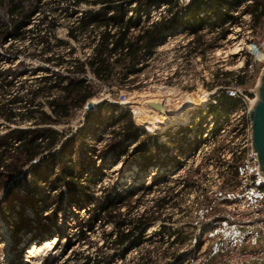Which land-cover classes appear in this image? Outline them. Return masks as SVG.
I'll use <instances>...</instances> for the list:
<instances>
[{
	"label": "rangeland",
	"instance_id": "obj_1",
	"mask_svg": "<svg viewBox=\"0 0 264 264\" xmlns=\"http://www.w3.org/2000/svg\"><path fill=\"white\" fill-rule=\"evenodd\" d=\"M252 2L242 0L231 10L233 16L240 17L234 26L230 27L227 21L214 24V33L208 34L204 39H214V45L203 55L189 53L188 43L192 37L184 30L176 31L143 57L145 68L136 82L126 87L97 84L96 96L88 101L94 106V110L89 112L97 113L102 105V110L96 118L88 121L87 112L83 107L67 122L54 126L62 136L55 150L64 149L69 153L68 158L82 161L84 171L73 181L80 177V184H86L89 192L94 195L100 194L101 187L113 184L119 191H124L130 187H139L143 183H152L153 187L149 194L142 198L137 213L146 209L156 216L155 201L165 195V188H174L173 192L178 193L172 203L164 206L159 220L152 221L147 227L145 242L139 248L130 250L125 258H121L117 250L103 244L104 233L110 230V226L100 227L98 224L86 233L85 241H79L78 233L86 229L82 220L87 217V209H79L76 206L75 197L71 196L68 190L71 183L69 178L57 183L58 171L63 164L48 172L40 170L39 179H36L30 167L26 166L14 178L0 179V264H25L27 250L51 238H56L57 245L51 252H44L37 257L33 264H40L46 257L51 258V264H64L65 261L72 264L73 256L79 254L90 256L93 259L90 264H224L222 255L244 230L228 225L222 234V228L212 219L221 205L229 199L231 189H227L226 183L212 189L217 179L214 174L210 175L207 166L209 164H204V159L207 161L211 157L193 155L196 151L194 149L202 144L193 134L198 130L202 131L205 125V120L202 119L207 117L209 112L216 116L226 115L224 109L227 107L219 109L212 106L203 110L204 102L195 106L192 104L206 101L205 90L224 84L238 86L248 95L249 102L257 96L256 90L264 68V19L254 29L251 16L248 13L242 14L245 7ZM85 8L87 7H72L71 0H42L41 9L32 18L28 28L46 29L48 32L43 19L55 18L57 26L54 34L62 40H68L66 32L70 22L79 17ZM161 10H153L151 15L157 16ZM223 27L228 28L226 36L214 38L215 32ZM30 42L29 37L22 41L7 38V41L0 45V70L15 69L18 73L12 87L1 93L0 102H5L16 94L24 96L27 100L29 92L36 86L34 79L45 74L46 65L41 59L28 55L36 49ZM67 42L73 50L72 58L83 60L84 56L89 55L90 50L82 40ZM33 44H36L35 40ZM17 50L21 53H15ZM64 52L66 53L65 50ZM249 58V68L242 73ZM58 71L63 73L64 69L59 68ZM240 76L245 80L244 85L238 83ZM121 94L125 96V100L120 102ZM149 99L165 104L170 115L168 122L156 120L157 112L146 104ZM43 100L38 99L39 102ZM116 107L129 113L131 120L140 130L158 137L154 148L151 143L146 145V156L151 157L150 154L155 152L156 147H161L159 153L164 158L162 163L150 166L146 171H139L133 161L125 163V155L119 152L111 135L116 126L112 127L111 123H107V118L113 113L116 114ZM235 108L228 118L233 116ZM197 116L201 118L203 125L198 130L194 127L193 120ZM186 123L188 124L185 127L176 125ZM28 125L27 122L7 124L0 118V138L5 137L7 141H13L8 136L10 131H26L30 128ZM82 129H87L88 132L83 139H78L77 133ZM110 145L115 146L114 150L108 147ZM124 146L129 153L135 147L133 142L128 141ZM103 151L105 153L102 159L95 157ZM200 157L202 169L205 171L198 176V172H195L197 167L194 165ZM155 172L164 174L162 184L154 180ZM87 174L93 176L91 182L85 181ZM223 178L224 182L227 181L225 176ZM189 179L195 184L191 189H185L181 183ZM175 180H178L179 184L175 185ZM205 196L209 199V204H206ZM160 226L166 229L162 234L159 233ZM172 231H180L183 239L174 246L170 244L174 237L169 235ZM253 237L251 243L241 247L256 248L261 242L264 245V237L256 233H253ZM174 253L176 257L172 259L171 255Z\"/></svg>",
	"mask_w": 264,
	"mask_h": 264
},
{
	"label": "trees",
	"instance_id": "obj_2",
	"mask_svg": "<svg viewBox=\"0 0 264 264\" xmlns=\"http://www.w3.org/2000/svg\"><path fill=\"white\" fill-rule=\"evenodd\" d=\"M41 1L0 0V45L7 41V38L22 41L29 37L36 49L28 55L39 57L46 65L44 75L31 78L35 80L36 86L29 92L27 100L24 96L16 94L5 102H0L2 121L7 124L27 122L30 126L26 131H10L8 136L14 142L7 141L5 137L0 138V179L10 180L19 175L26 166H29L35 178L39 179L40 170L48 172L63 164L58 171L57 183L69 178L71 183L68 190L71 196L75 197L76 206L79 209H87V217L82 220L86 229L79 232L77 238L79 241H85L86 233L91 231L95 224L100 227L109 225L110 230L104 233L103 244L117 250L120 257L125 258L130 250L139 248L145 242L147 227L152 221L159 220L164 206L172 203L178 193L173 192L174 188H165V195L155 201L156 216L146 209L137 213L142 198L151 191L152 183H143L139 187H130L124 191H119L113 184L101 187L100 194L94 195L89 192L86 184H80V177L73 181L84 171L82 161L71 160L68 158L69 153L64 149L55 150L62 136L54 126L70 120L77 110L82 109L96 96L97 84L126 87L136 82L145 68L143 63L139 66L143 57L151 53L169 34L179 30L186 31L187 35L192 37L188 43L189 53L203 55L214 45V39L204 40L208 34L214 33V24L227 21L232 27L239 22L240 17H235L230 12L242 0H71V6L74 8L87 7L81 11L79 17L70 22L66 32L68 40H82L89 48L90 53L84 56L83 60L72 58L73 50L69 47L68 40H62L54 34L57 26L55 18L43 19L48 32L46 29L28 28L32 18L41 9ZM252 1L242 14L248 13L251 16L252 28L256 29L264 19V0ZM153 10L161 11L157 16H152ZM207 22L209 23L205 28ZM227 30V27H223L215 32L214 38L225 37ZM33 40L36 44H33ZM15 53L21 51L17 50ZM249 61L250 58L242 73L248 70ZM59 68L64 69V72L59 73ZM17 75L15 69L0 70V95L12 87ZM87 75L91 79H88ZM238 83L244 85V78L240 76ZM39 98L44 99L43 102H39ZM226 102L228 106L235 104L234 100L223 96L220 103ZM101 108L102 105L97 113L87 112L88 121L96 118ZM115 111L116 114L113 113L107 118V123H111L112 127L116 126L111 135L119 152L125 155V163L133 161L139 171H146L150 166L162 163L164 158L159 153L161 147H156L155 152L150 154L151 157L146 156V145L151 143L154 148L158 137L140 130L131 120L129 113L121 111L118 107L114 108ZM87 132V129L79 130L78 139H83ZM127 141L134 143L135 147L131 153L127 152L124 146ZM115 146L108 147L114 150ZM104 153L99 152L95 157L102 159ZM195 172L197 173L198 169ZM164 177V174L155 172L154 180L162 184ZM92 179L93 176L87 174L85 181L91 182ZM174 184H179V181L175 180ZM194 184L189 179L181 183V186L191 189ZM204 198L206 204H209V199L206 196ZM160 227L159 233L162 234L166 229L164 226ZM169 235L174 236L171 246L183 240L180 231H172ZM175 257V253L171 255L172 259ZM73 259L72 264L93 262L88 255L79 254L73 256ZM51 262V258L46 257L40 264Z\"/></svg>",
	"mask_w": 264,
	"mask_h": 264
},
{
	"label": "built area",
	"instance_id": "obj_3",
	"mask_svg": "<svg viewBox=\"0 0 264 264\" xmlns=\"http://www.w3.org/2000/svg\"><path fill=\"white\" fill-rule=\"evenodd\" d=\"M227 23L229 25V22ZM142 63L143 61L139 66H142ZM87 77L91 79L89 75ZM205 91L207 99L202 106L203 110H208L212 106L219 109L224 107L220 103V96L230 98L236 104L225 106L227 107L224 109L226 115L216 116L209 112L207 117L202 119L205 120L204 126L199 116L193 119L196 130L203 126L202 131L198 130L193 134L197 141L202 142L194 149L195 152L193 150V155L201 154L202 157L204 155L207 158L211 157L207 161L204 159V164L205 162L209 164L207 166L210 175L214 174V178L217 179L212 189L223 186L225 183L227 189H231L229 199L221 205L212 219L217 226L222 228V234L225 233V226L228 225L244 230L222 255L223 263L264 264L262 242L256 248L243 249L241 247L252 242L253 233L264 237V179L258 174L261 171L258 170L257 154L252 147L249 119V113L257 96L255 95V98L249 102L248 95L243 93L238 86L232 84L215 86ZM120 99V102L124 101L125 96L121 94ZM234 108L233 116L228 118ZM188 123L176 125L185 127ZM195 138H191V140ZM202 157L195 161L194 165L197 167L196 170L198 169V176L205 171L201 166ZM223 176L227 181L224 182Z\"/></svg>",
	"mask_w": 264,
	"mask_h": 264
},
{
	"label": "water",
	"instance_id": "obj_4",
	"mask_svg": "<svg viewBox=\"0 0 264 264\" xmlns=\"http://www.w3.org/2000/svg\"><path fill=\"white\" fill-rule=\"evenodd\" d=\"M257 99L249 113L251 122V139L252 147L258 158V172L264 179V68L260 75V84L256 90ZM148 107L157 113L164 111V103H149ZM84 111L89 112L94 110L92 103L87 102L84 105Z\"/></svg>",
	"mask_w": 264,
	"mask_h": 264
},
{
	"label": "bare ground",
	"instance_id": "obj_5",
	"mask_svg": "<svg viewBox=\"0 0 264 264\" xmlns=\"http://www.w3.org/2000/svg\"><path fill=\"white\" fill-rule=\"evenodd\" d=\"M203 102H205V101H202L201 103H199V101L193 102L192 105L195 106L198 104H202ZM149 103H162V102H157L155 100L149 99V101H147L146 104H149ZM166 111L167 110H166V107L164 104V111L161 113H157L158 116L156 117V120H163V122H168L170 115H169L168 111L167 112ZM170 120H171V118H170ZM56 243H58V242H56V238H51V239L44 240L39 244H35V245L31 246V248H29L27 250V252L25 253V259H24L25 264H33L35 259L37 257H39L40 255H42L44 252H46V253H48L49 251L51 252L52 249L57 245Z\"/></svg>",
	"mask_w": 264,
	"mask_h": 264
},
{
	"label": "crops",
	"instance_id": "obj_6",
	"mask_svg": "<svg viewBox=\"0 0 264 264\" xmlns=\"http://www.w3.org/2000/svg\"><path fill=\"white\" fill-rule=\"evenodd\" d=\"M223 98V96H220V98H219V100H221ZM228 104H227V102L226 103H223V106L225 107V106H227Z\"/></svg>",
	"mask_w": 264,
	"mask_h": 264
}]
</instances>
